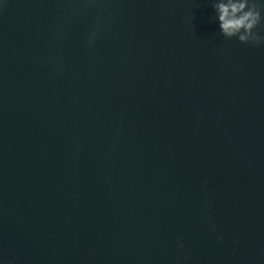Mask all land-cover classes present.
Instances as JSON below:
<instances>
[{
  "label": "water",
  "instance_id": "obj_1",
  "mask_svg": "<svg viewBox=\"0 0 264 264\" xmlns=\"http://www.w3.org/2000/svg\"><path fill=\"white\" fill-rule=\"evenodd\" d=\"M213 15L0 3V256L264 264V46L223 39Z\"/></svg>",
  "mask_w": 264,
  "mask_h": 264
},
{
  "label": "clouds",
  "instance_id": "obj_2",
  "mask_svg": "<svg viewBox=\"0 0 264 264\" xmlns=\"http://www.w3.org/2000/svg\"><path fill=\"white\" fill-rule=\"evenodd\" d=\"M2 2L3 0H0V3ZM209 3L214 13L212 19L217 23L219 35L223 39L235 38L242 44L254 47L264 46V34H262L264 31V0H209ZM96 31L90 35V41L95 38ZM212 232H216L214 223ZM217 239H222V237L217 236ZM176 247L183 250L185 262L191 259L190 252L185 249L180 237L176 238ZM0 264H13V261L5 260L3 256H0ZM177 264H180L179 257Z\"/></svg>",
  "mask_w": 264,
  "mask_h": 264
}]
</instances>
